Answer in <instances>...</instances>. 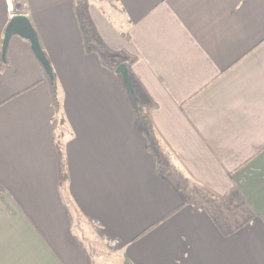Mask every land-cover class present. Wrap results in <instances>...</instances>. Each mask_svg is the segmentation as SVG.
<instances>
[{"label":"crops","instance_id":"1","mask_svg":"<svg viewBox=\"0 0 264 264\" xmlns=\"http://www.w3.org/2000/svg\"><path fill=\"white\" fill-rule=\"evenodd\" d=\"M7 1L0 264H264V0H88L82 15L10 0L58 110L29 41L3 55ZM122 63L175 175L147 150Z\"/></svg>","mask_w":264,"mask_h":264},{"label":"trees","instance_id":"2","mask_svg":"<svg viewBox=\"0 0 264 264\" xmlns=\"http://www.w3.org/2000/svg\"><path fill=\"white\" fill-rule=\"evenodd\" d=\"M85 4H86V0H75V6L80 15H82L85 9ZM81 17L82 20H84V17L83 16ZM87 37L88 39L90 38L88 35ZM128 60H130L131 64H134L136 62V59L133 58H130ZM128 60H125L123 62H128ZM118 64L119 63H117L116 66ZM130 80L137 96V100L133 99L134 101L133 110L137 116L139 129L141 130L142 134L145 136L148 152L152 154L155 157V159L160 163V159L162 158V153H163L162 138L151 117V112L156 108V105L150 102L149 103L142 102L137 93V88L139 87L137 81L132 75H130ZM51 87L53 93V101L58 110L60 107V101H59L58 86L55 75H54V79L51 81Z\"/></svg>","mask_w":264,"mask_h":264},{"label":"water","instance_id":"3","mask_svg":"<svg viewBox=\"0 0 264 264\" xmlns=\"http://www.w3.org/2000/svg\"><path fill=\"white\" fill-rule=\"evenodd\" d=\"M19 36L27 41H29L31 50L43 66L47 76L50 80L54 79L52 67L41 49L37 33L33 29L30 21L23 15H15L9 22L6 29L4 42H3V55H5L9 41L12 37ZM116 74L122 77L123 83L126 89L129 91L131 97L137 100L136 93L134 91L133 85L130 80V72L126 63L120 64L116 68Z\"/></svg>","mask_w":264,"mask_h":264},{"label":"rangeland","instance_id":"4","mask_svg":"<svg viewBox=\"0 0 264 264\" xmlns=\"http://www.w3.org/2000/svg\"><path fill=\"white\" fill-rule=\"evenodd\" d=\"M93 2H96L98 4H101L103 6H105V4L108 2H112V0H91ZM88 2V0H86V3ZM137 93H141L140 88H137ZM132 99V103L134 105V101L133 98ZM162 148H163V153H162V158L160 159V165L163 171H166L168 174L170 175H175L176 174V168H175V161L172 159L171 155L169 154V152L167 151V149L164 147L163 143H162ZM233 212V210H231ZM235 211V210H234Z\"/></svg>","mask_w":264,"mask_h":264},{"label":"built area","instance_id":"5","mask_svg":"<svg viewBox=\"0 0 264 264\" xmlns=\"http://www.w3.org/2000/svg\"><path fill=\"white\" fill-rule=\"evenodd\" d=\"M7 8H8V13L10 15V19H12L15 16V6L12 1L10 0L7 1Z\"/></svg>","mask_w":264,"mask_h":264}]
</instances>
